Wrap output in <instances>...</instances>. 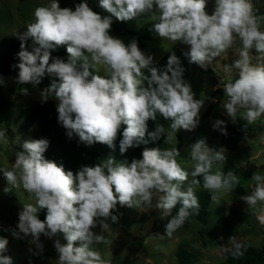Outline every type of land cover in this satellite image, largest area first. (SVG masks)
<instances>
[{"label":"clouds","instance_id":"1","mask_svg":"<svg viewBox=\"0 0 264 264\" xmlns=\"http://www.w3.org/2000/svg\"><path fill=\"white\" fill-rule=\"evenodd\" d=\"M208 2L98 0V7L108 14L102 16L86 0L75 3L74 8H61L59 0H51L48 6H38L34 22L14 36L20 42L18 63L11 65L18 70L15 83L36 88L45 77L49 78L50 84L38 90L40 102L54 100L57 122L67 137L76 136L85 146L99 143L114 151L119 134V153L123 156L129 149L158 141L164 126L148 130V122H154L157 114L171 121V143L173 133L192 132L199 126L204 107V101L194 98L191 84L184 79L186 69L181 59L172 51L166 64L160 66L153 55L139 48L137 38L125 44L110 35L113 18L128 22L151 15L155 22L148 31L157 38L187 46L183 56L188 64L204 71L239 40V58L224 66L225 72L232 73L233 68L237 71L235 78L224 85L228 100L223 109L233 123L240 109L248 124L255 123L264 116V62L252 63L253 50L259 54L257 60L264 61V31L260 30L261 17L256 14L259 10H254L251 0H214L209 14ZM61 46L66 50V59L52 55ZM98 66L104 75L99 74ZM6 86L0 77V87ZM30 94L28 88L21 89V95ZM212 127L228 135L225 121L217 119ZM0 142L10 145L7 128L0 129ZM18 144L21 150L15 151L12 170L0 168V174L11 188L22 187L36 202L21 208L15 228L0 225V231L27 240L33 246L29 253L36 257L44 252L41 236L52 240L58 264H111L94 246L107 243L102 232L119 222L122 213L117 215L118 206L161 209L164 216L170 217L165 234L155 233L150 238L163 240L182 228L190 216L199 215L200 204L193 187L200 186L197 177L203 178L202 186L212 194L213 201L232 193L239 184L232 171L226 175L221 171L226 149L209 147L206 138L189 146L195 164L186 189L189 172L177 162V147H144L140 159L116 161L108 156L73 172L45 158L49 148L46 138ZM251 179L256 183L254 192L240 199L253 213L258 204L264 213V176L253 173ZM178 204L179 210L173 216L172 210ZM41 210H46L44 220L38 217ZM258 219L264 223V214ZM97 227L99 232L94 231ZM61 236L66 243H61ZM228 240L232 247H224L223 254L230 253L234 259L243 256L247 245L235 236ZM7 244L8 239L0 236V264H12L11 257L4 255Z\"/></svg>","mask_w":264,"mask_h":264},{"label":"rangeland","instance_id":"2","mask_svg":"<svg viewBox=\"0 0 264 264\" xmlns=\"http://www.w3.org/2000/svg\"><path fill=\"white\" fill-rule=\"evenodd\" d=\"M79 2L80 0H59L61 8H74V4ZM86 2L93 11L102 16L107 14L98 7V0H86ZM251 2L254 10H259L256 14L261 17L260 30L264 31V0H251ZM50 3L51 0H0V60L9 49L1 42V39L6 36L14 37L18 31L26 30L27 25L34 22L35 9L38 6H48ZM213 7L214 0H209L206 9L209 14ZM154 22L151 15H142L136 20L127 22V25L135 30L134 34L117 35L110 32V35L122 39L125 44L135 37L134 35L139 36L145 48L144 52L153 55L159 64L164 53L175 49H187L185 45L157 38L154 33H150L148 28ZM240 47L241 44L237 40L233 48L214 58L208 65L207 71L201 70L196 65L183 64L186 69L184 79L191 84L195 93L194 98L204 101V107L200 113V124L192 132L181 130L176 134L173 133L171 143L168 142V134L171 132L170 124L165 134L166 149L177 147L180 152L177 162L189 172L188 181L184 185L185 189L193 179L191 172L195 164L191 159L189 146L200 138H206L209 147L226 149V160L221 171L225 175L228 171H232L237 175L239 184L232 193L222 194L216 201L211 199L212 194L209 192L211 213L206 223L190 216L182 228L171 237L165 236L163 240L150 238L155 233L165 234L164 226L169 217L164 216L161 209L155 207L129 209L118 206L117 215L122 213L119 222L111 224L109 229L102 232L107 243L94 246L104 260L110 261L111 264H175L174 251L177 245H182L194 255V264H216L224 257L223 248L231 245L228 240L231 236H235L238 242L252 245L264 243V223L258 219L259 215L264 214L260 212V205H257L256 212L253 213L240 199L254 192L256 183L251 179L253 173L264 176V116L255 123L249 124L248 130L243 136L237 138L234 147H227L221 133L212 127L217 119L225 121V125L231 120L223 109V105L228 100L224 85L235 76L237 70L233 68L232 73H228L225 72L224 66L231 65L235 59L239 58ZM258 56L259 54L253 50V64L264 62L258 61ZM98 68L99 74H104L102 68L100 66ZM17 71L11 68L7 73H0V77H3L7 84L6 87H0V95L20 102L40 99L38 90L45 87L37 85L33 88L31 84L15 83ZM24 87L29 89L31 93L29 96L21 95V89ZM217 88H220V92ZM243 111V109L238 110L237 115L242 116ZM3 128H7L10 145L0 142V168L12 170L15 151L21 150L18 142L26 139H41L43 136L36 132L34 125L25 115L12 116L9 121L0 124V129ZM44 155L48 159L47 152ZM216 170L217 166L214 165L212 171ZM202 185L203 183L199 187H193L195 190L204 189ZM35 202L34 196L22 187L11 188L0 174V225L4 228L9 226L15 228L21 208ZM155 202L154 198L153 203ZM94 231L99 232V227ZM0 236L8 239L7 251L4 255L11 257L12 264H29V261L31 264H58L52 240L44 236H41L44 252L40 257L29 253V247L33 246L28 244L27 240L16 239L7 231H0Z\"/></svg>","mask_w":264,"mask_h":264},{"label":"trees","instance_id":"3","mask_svg":"<svg viewBox=\"0 0 264 264\" xmlns=\"http://www.w3.org/2000/svg\"><path fill=\"white\" fill-rule=\"evenodd\" d=\"M108 15V14H106ZM111 32L117 35L134 34L135 30L127 25V22H119L113 18V24ZM138 39L139 48L144 51L145 48L140 41V37L134 35ZM1 42L6 44L9 49L1 56L0 60V73L4 74L11 70V65L18 63L17 53L19 51V41L13 36H6L1 39ZM175 52V54L181 59L183 64L188 63L187 59L183 56V52L187 49H175L168 51L162 55L160 66L166 64L169 53ZM53 56H59L66 59L67 53L63 46L59 47L57 51L52 53ZM194 65V64H193ZM204 71V70H203ZM95 74V73H94ZM104 75V74H100ZM235 76L233 77V79ZM50 84V79L45 77L39 86L47 87ZM219 91L220 88H217ZM220 92V91H219ZM14 115H25L30 122L34 125L38 134L43 136L49 141V148L47 149L48 159L55 161L58 165H63L65 170H72L75 172L80 166L88 165L92 166L96 163H100L108 156H112L117 161L127 159L130 161L132 158H141V152L144 147L152 148L159 147L161 150L166 149V130L171 123L170 120H165L162 116L157 114V118L154 122H148V130L154 131L157 125L164 126V133L161 138L155 142H149L147 145H140L134 149H129L123 156L119 153V139L118 134L116 147L113 151L106 145L94 144L92 146H85L83 143L78 142V137L73 136L69 139L66 135V130L57 122V113L55 111V103L53 100H49L47 103H41L40 99L30 102H20L9 100L0 95V124L4 121H9ZM249 128V124L241 115H236L235 123L231 120L226 125L228 135H222V139L227 147H234L238 137L243 136ZM200 180V184L203 183L202 177H197ZM195 194L198 197L200 204L199 215H192L202 223L208 221V217L211 213L209 207L210 193L205 189L195 190ZM178 204L173 210L172 215L175 216L179 210ZM221 209V208H220ZM219 209V210H220ZM46 210H41L38 213L40 220H44ZM170 219V217L168 218ZM61 243L63 237H60ZM247 245V250L244 255L239 258H233L231 254H224L222 260L216 264H264V243L260 245H252L241 242ZM229 245L228 248H231ZM175 264H194V255L186 250L182 245H177L175 249Z\"/></svg>","mask_w":264,"mask_h":264}]
</instances>
